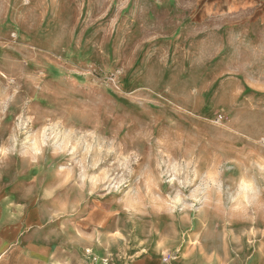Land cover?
Wrapping results in <instances>:
<instances>
[{
  "label": "rangeland",
  "instance_id": "rangeland-1",
  "mask_svg": "<svg viewBox=\"0 0 264 264\" xmlns=\"http://www.w3.org/2000/svg\"><path fill=\"white\" fill-rule=\"evenodd\" d=\"M0 206L70 264H264V0H0Z\"/></svg>",
  "mask_w": 264,
  "mask_h": 264
},
{
  "label": "crops",
  "instance_id": "crops-1",
  "mask_svg": "<svg viewBox=\"0 0 264 264\" xmlns=\"http://www.w3.org/2000/svg\"><path fill=\"white\" fill-rule=\"evenodd\" d=\"M17 222H8L7 211L0 206V264H70L69 260L60 261L55 249L45 245L40 236L19 237ZM81 251L87 255L85 249Z\"/></svg>",
  "mask_w": 264,
  "mask_h": 264
},
{
  "label": "bare ground",
  "instance_id": "bare-ground-1",
  "mask_svg": "<svg viewBox=\"0 0 264 264\" xmlns=\"http://www.w3.org/2000/svg\"><path fill=\"white\" fill-rule=\"evenodd\" d=\"M98 260H99V264H100V262H101L102 260H101V257H99V255H98V257H96V256L94 257V262H95L94 264H97V261H98Z\"/></svg>",
  "mask_w": 264,
  "mask_h": 264
}]
</instances>
